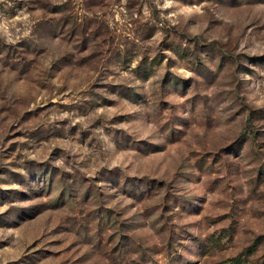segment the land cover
<instances>
[{"label": "rangeland", "instance_id": "374dc122", "mask_svg": "<svg viewBox=\"0 0 264 264\" xmlns=\"http://www.w3.org/2000/svg\"><path fill=\"white\" fill-rule=\"evenodd\" d=\"M0 264H264V0H0Z\"/></svg>", "mask_w": 264, "mask_h": 264}]
</instances>
